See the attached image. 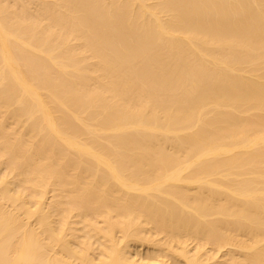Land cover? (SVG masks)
Wrapping results in <instances>:
<instances>
[{
    "label": "bare ground",
    "instance_id": "bare-ground-1",
    "mask_svg": "<svg viewBox=\"0 0 264 264\" xmlns=\"http://www.w3.org/2000/svg\"><path fill=\"white\" fill-rule=\"evenodd\" d=\"M0 264H264V0H0Z\"/></svg>",
    "mask_w": 264,
    "mask_h": 264
}]
</instances>
